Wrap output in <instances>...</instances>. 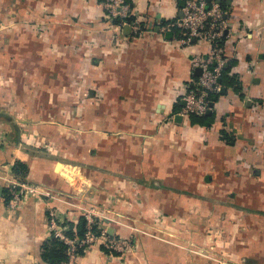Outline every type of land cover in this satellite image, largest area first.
Returning <instances> with one entry per match:
<instances>
[{
	"label": "crops",
	"instance_id": "crops-1",
	"mask_svg": "<svg viewBox=\"0 0 264 264\" xmlns=\"http://www.w3.org/2000/svg\"><path fill=\"white\" fill-rule=\"evenodd\" d=\"M105 1L0 0V264H48L51 209L76 222L91 207L134 248L100 240L75 264H264V0L220 1L240 91L223 87L210 126L177 114L207 49L162 30L185 0H127L140 32ZM25 182L44 192L10 208Z\"/></svg>",
	"mask_w": 264,
	"mask_h": 264
},
{
	"label": "built area",
	"instance_id": "built-area-1",
	"mask_svg": "<svg viewBox=\"0 0 264 264\" xmlns=\"http://www.w3.org/2000/svg\"><path fill=\"white\" fill-rule=\"evenodd\" d=\"M107 11V18H119L122 20L121 26H129L134 32H140V20L132 18V8L127 0H106L103 3ZM181 17L168 23L162 28L163 31L168 28H177L178 34L176 41L181 46H190L194 42L203 41L207 44L205 53L196 54L192 59V71L196 73L194 81L189 83L183 92L182 100L184 105L177 112L181 117H188L190 114L202 115L207 110H213L210 106V95L220 94L223 86L220 82L222 69L228 62V56L225 52V41L232 33V27L229 23L225 10L220 4L206 0H185L181 6ZM213 105V104H212ZM44 191L38 184L17 183L11 185V197L9 207L15 208L21 204L22 200L29 196H38ZM95 212L87 211L83 214L87 221V231L82 238L77 235L69 237L65 234L67 226H59L60 219L56 212H49V230L55 236L59 237L67 245V258L61 264H75L79 254V249L84 248L101 240L103 248L109 251L120 253L131 250L134 242L124 238L110 239L105 231L98 234L93 233L90 228L95 224Z\"/></svg>",
	"mask_w": 264,
	"mask_h": 264
},
{
	"label": "trees",
	"instance_id": "trees-1",
	"mask_svg": "<svg viewBox=\"0 0 264 264\" xmlns=\"http://www.w3.org/2000/svg\"><path fill=\"white\" fill-rule=\"evenodd\" d=\"M98 1H102V0H98ZM220 6L222 7L223 10H225V8L222 5ZM128 19H131V18H128ZM112 20H113V23L115 24L120 23L119 19L117 18H114ZM229 70H230V61L228 60L227 66H225L222 69V73L220 76V82L222 86L227 89L229 87H233L235 90L240 91V84L236 79L237 77L233 76L232 74L229 75L228 74ZM195 76L196 74L193 75V78ZM220 95L221 93L210 95L209 98L211 100V103L214 104ZM240 97H242V94L240 95ZM188 118L191 123L206 125V126H210L212 122L214 121L213 119L214 117L212 113L210 114L204 113L202 115L190 114ZM220 133H221V136L227 142H229L227 132L224 130H221ZM12 170H13V173L16 176H19L20 178L24 177L27 173L26 165L19 161H15V163L13 164ZM66 225L68 228L65 234L69 237H72L75 234L79 238H82L85 232L87 231V221L84 216H79L76 222H71V221L60 222L59 221V226L63 227ZM90 230L95 234L99 233V230H97L95 224L91 225ZM81 250L82 249H79L78 251L79 254L81 253ZM111 252H114V251H111ZM40 257L44 262H47L48 264H61L67 258V245L65 244L63 240H61L59 237H55L50 232L49 237L45 239V241L42 243L40 247Z\"/></svg>",
	"mask_w": 264,
	"mask_h": 264
},
{
	"label": "rangeland",
	"instance_id": "rangeland-1",
	"mask_svg": "<svg viewBox=\"0 0 264 264\" xmlns=\"http://www.w3.org/2000/svg\"><path fill=\"white\" fill-rule=\"evenodd\" d=\"M2 22V23H1ZM4 23V21H1L0 20V26ZM36 25V28H35V31L37 32V34H41V35H44L47 31L50 30V25H49V22H42L40 21L39 23L35 24ZM50 199H52L50 196L48 197ZM18 207V206H17ZM16 208V207H15ZM53 212H56L58 218L60 220L63 219V217L57 212L55 211L54 208L51 209ZM91 211L93 210L95 212V215H94V219L96 221L95 225H96V228L97 230H99V232H101L102 230L105 231V233L107 234V229L109 228L110 230V235H108V237L110 239L114 238V239H117V238H124L126 240H130L131 242H133V238L130 237V236H123V234H121V232H117V233H114L113 232V229H111L113 227V224L116 223L117 221L114 220L115 217H112L113 215H115V213L113 212H109L107 210H103V209H100L98 210V208H89V209H83L84 213L87 212V211ZM48 216H49V213H48ZM119 217V216H118ZM49 219V217H48ZM112 223V224H111ZM101 230V231H100ZM100 241V239H97L96 242L90 244V245H87L84 247L87 248V247H90L91 245H94V244H97L98 242ZM133 244V247L131 248V250L134 248V243ZM83 249V248H81ZM130 251V250H129ZM126 252H124L123 254H125ZM79 255V254H78Z\"/></svg>",
	"mask_w": 264,
	"mask_h": 264
},
{
	"label": "water",
	"instance_id": "water-1",
	"mask_svg": "<svg viewBox=\"0 0 264 264\" xmlns=\"http://www.w3.org/2000/svg\"><path fill=\"white\" fill-rule=\"evenodd\" d=\"M206 1H207V2H212V1H214V2H216V3H218V4H220V1H221V0H206ZM129 29H130L129 26H124V27H123L124 32H128ZM223 90H224V89L221 90V93H223ZM182 104H184V102H182ZM210 106H213L212 103H210ZM211 112H212V110H207L206 114H210ZM179 117H181V116H178V118H179Z\"/></svg>",
	"mask_w": 264,
	"mask_h": 264
}]
</instances>
